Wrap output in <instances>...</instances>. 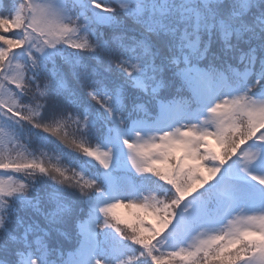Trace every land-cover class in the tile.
Wrapping results in <instances>:
<instances>
[{
  "label": "snow or ice",
  "instance_id": "6c2138e0",
  "mask_svg": "<svg viewBox=\"0 0 264 264\" xmlns=\"http://www.w3.org/2000/svg\"><path fill=\"white\" fill-rule=\"evenodd\" d=\"M0 264H264V0H0Z\"/></svg>",
  "mask_w": 264,
  "mask_h": 264
},
{
  "label": "rangeland",
  "instance_id": "374dc122",
  "mask_svg": "<svg viewBox=\"0 0 264 264\" xmlns=\"http://www.w3.org/2000/svg\"><path fill=\"white\" fill-rule=\"evenodd\" d=\"M115 212L121 217H123V216H128L129 210L123 207H118L117 209H115Z\"/></svg>",
  "mask_w": 264,
  "mask_h": 264
}]
</instances>
